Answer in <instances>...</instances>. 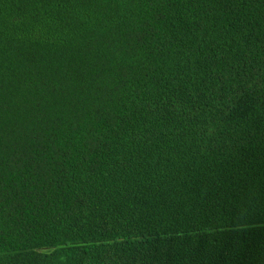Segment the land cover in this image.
I'll use <instances>...</instances> for the list:
<instances>
[{
	"label": "trees",
	"instance_id": "16d2710c",
	"mask_svg": "<svg viewBox=\"0 0 264 264\" xmlns=\"http://www.w3.org/2000/svg\"><path fill=\"white\" fill-rule=\"evenodd\" d=\"M0 264H264V0H0Z\"/></svg>",
	"mask_w": 264,
	"mask_h": 264
}]
</instances>
